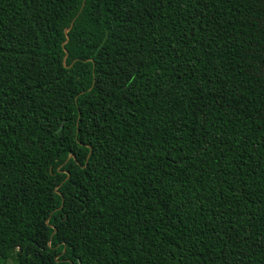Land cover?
Instances as JSON below:
<instances>
[{
    "label": "trees",
    "instance_id": "1",
    "mask_svg": "<svg viewBox=\"0 0 264 264\" xmlns=\"http://www.w3.org/2000/svg\"><path fill=\"white\" fill-rule=\"evenodd\" d=\"M9 258L264 264V0H0Z\"/></svg>",
    "mask_w": 264,
    "mask_h": 264
},
{
    "label": "rangeland",
    "instance_id": "2",
    "mask_svg": "<svg viewBox=\"0 0 264 264\" xmlns=\"http://www.w3.org/2000/svg\"><path fill=\"white\" fill-rule=\"evenodd\" d=\"M0 264H16V263L13 259L9 258L5 261L0 260Z\"/></svg>",
    "mask_w": 264,
    "mask_h": 264
},
{
    "label": "water",
    "instance_id": "3",
    "mask_svg": "<svg viewBox=\"0 0 264 264\" xmlns=\"http://www.w3.org/2000/svg\"><path fill=\"white\" fill-rule=\"evenodd\" d=\"M72 26H73V23L71 24V26H70V28H69V29H71V28H72ZM69 29H67V30H66V33H68V30H69ZM67 41H68V38H67ZM66 55H67V54H66ZM70 157H72V156H70Z\"/></svg>",
    "mask_w": 264,
    "mask_h": 264
}]
</instances>
